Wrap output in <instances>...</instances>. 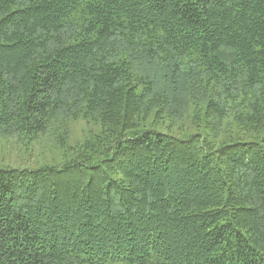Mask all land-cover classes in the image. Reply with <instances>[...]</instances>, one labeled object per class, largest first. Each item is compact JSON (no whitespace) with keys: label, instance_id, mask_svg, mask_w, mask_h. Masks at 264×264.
I'll list each match as a JSON object with an SVG mask.
<instances>
[{"label":"trees","instance_id":"1","mask_svg":"<svg viewBox=\"0 0 264 264\" xmlns=\"http://www.w3.org/2000/svg\"><path fill=\"white\" fill-rule=\"evenodd\" d=\"M2 141L0 264H264V0H0Z\"/></svg>","mask_w":264,"mask_h":264},{"label":"rangeland","instance_id":"2","mask_svg":"<svg viewBox=\"0 0 264 264\" xmlns=\"http://www.w3.org/2000/svg\"><path fill=\"white\" fill-rule=\"evenodd\" d=\"M80 125L83 126V123ZM172 132L175 134L174 131ZM50 155L51 150L45 142L37 144L30 150H25L21 142H0V164L22 167L35 166L48 159Z\"/></svg>","mask_w":264,"mask_h":264}]
</instances>
